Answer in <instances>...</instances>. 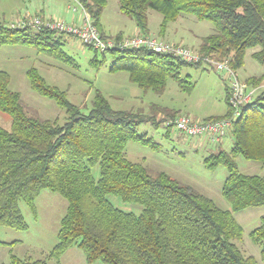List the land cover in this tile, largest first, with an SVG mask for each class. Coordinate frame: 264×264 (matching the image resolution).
Wrapping results in <instances>:
<instances>
[{
    "label": "trees",
    "instance_id": "obj_1",
    "mask_svg": "<svg viewBox=\"0 0 264 264\" xmlns=\"http://www.w3.org/2000/svg\"><path fill=\"white\" fill-rule=\"evenodd\" d=\"M77 1L102 38L109 39L101 24L109 0ZM118 2L121 13L135 22L142 35H150V10L163 16L160 35L166 32L169 23L194 17L214 26V33L202 38L197 53L219 62L227 60L236 73L244 67L247 51L257 49L253 58L264 64V0ZM64 36L0 23V48L34 47L40 54L75 66V60L63 49ZM115 39L123 38L118 35ZM93 50V64H104L106 54H110L111 73L127 72L137 87L158 94L165 91L170 79L189 92L193 85L182 78V68L204 65L186 63L147 49L125 48L106 53ZM27 78L34 92L55 101L67 117L60 124L58 120L29 115L21 94L10 89V75L0 72V111L11 119L9 129L0 121V227L27 230L19 203L25 202L36 215L35 201L45 189L64 197L68 208L60 223L58 243L46 261L11 256L10 264H48L47 261L61 264L63 255L74 246L83 251L88 264L98 261L103 264H258L255 257L245 255L235 243L242 240L244 230L233 213L264 206V176L242 174L236 160L241 156L264 164V90L242 106L240 116L233 121L231 151L219 150L204 161L212 170L220 165L228 170L222 196L232 211H225L190 185L165 172L153 174L143 164L126 157L125 150L131 141L152 148L157 146L147 134L138 132L139 125L145 122L163 125L165 118L179 114L162 110L166 115L161 122L157 121L156 112L149 116L116 111L100 91H96L92 107L84 111L68 100L65 91L48 85L35 68L27 71ZM263 80L254 77L246 82L257 92ZM227 93L228 114L207 121L233 117L228 87ZM165 129L169 137L171 132ZM96 164L100 166L98 181L91 171ZM108 195L138 204L143 211L137 216L117 209L107 199ZM250 238L260 245L264 260V217Z\"/></svg>",
    "mask_w": 264,
    "mask_h": 264
},
{
    "label": "rangeland",
    "instance_id": "obj_2",
    "mask_svg": "<svg viewBox=\"0 0 264 264\" xmlns=\"http://www.w3.org/2000/svg\"><path fill=\"white\" fill-rule=\"evenodd\" d=\"M66 5H71L72 9L76 8L75 14H82L81 8L72 0H0V23L8 26L28 14L42 16L36 11L39 7L50 8L51 14L59 18L60 14L64 13ZM68 15L70 14L64 18L67 23L70 22ZM45 17L48 16L45 15ZM183 18L169 23V31L178 29L182 34L183 30L188 44H179L160 38L166 32L160 35L159 28L163 16L155 10L149 11L151 33L146 36L183 45L196 52L198 47L192 39L196 35L213 34L214 26L210 22L199 21L194 17ZM101 24L104 27V33L111 39L116 38L115 34L119 31L123 32L124 37L132 35L136 26L130 17L121 13L118 0L108 1ZM165 37L169 38L168 35ZM63 41L65 42L63 49L75 60V66L40 54L34 47L7 45L0 48V72L4 71L10 75V89L21 94L23 106L29 115L42 120H58L60 124H64L67 117L66 111L61 109L55 101L40 96L31 89L27 71L32 68L38 71L48 85L65 91L68 100L83 108L84 111L92 107L96 91H100L114 110L149 116H153L152 113L156 112L157 121L161 122L166 115L162 110L172 114L186 115L195 121L225 117L229 112L228 94L224 87L225 84L228 85V82L224 81L222 74L211 65L182 68V78L193 85L189 92L183 91L177 82L170 79L165 91L158 94L137 87L129 80L127 72L111 73L109 71L112 63L110 54H106L107 61L104 64L95 65L92 63L95 57L93 49L69 36H64ZM255 51L257 49L247 51L244 67L236 71L241 81L254 77L264 79V64L253 58ZM101 58V56L98 57L99 60ZM262 84L263 86L255 93L253 100L264 90V80ZM156 108L158 110L155 111ZM175 118L168 117L165 120ZM0 121L4 128H10L11 119L2 111H0ZM166 131L164 125L156 126L151 122L139 125L138 132L147 134L157 146L152 148L131 141L125 150L126 157L133 163L143 164L153 174L157 172L169 174L212 199L222 210L232 211L231 205L222 196V188L228 177L227 168L220 165L212 170L207 168L204 162L210 154L217 153L219 150L231 151L233 147L231 133L229 132L222 140L223 142L219 143L220 146L202 147L198 144V140L188 139L174 129L169 128L171 132L169 137L165 135ZM236 160L242 174L264 176L263 163L249 161L241 156ZM91 171L95 180L98 181L100 179L99 164L93 166ZM107 199L114 207L124 212L139 216L143 211L142 206L125 203L118 196L108 195ZM19 207L28 228L27 230H14L0 227V242L3 243L0 247V264H10L11 256L46 261L58 243L60 223L67 212L68 202L61 195L45 189L35 201L36 215L23 201L19 203ZM233 214L244 230L242 240H237L235 243L245 255L255 257L258 264H264L260 245L253 243L250 238L251 232L261 224V219L264 217V206L244 209ZM47 262L56 264L55 261ZM60 263L88 264L83 251L77 246L70 248L63 255ZM93 264L103 263L98 261Z\"/></svg>",
    "mask_w": 264,
    "mask_h": 264
},
{
    "label": "built area",
    "instance_id": "obj_3",
    "mask_svg": "<svg viewBox=\"0 0 264 264\" xmlns=\"http://www.w3.org/2000/svg\"><path fill=\"white\" fill-rule=\"evenodd\" d=\"M76 4L81 8L83 14V19L79 25L67 23L56 17L31 16L28 14L20 17L16 23H12L9 26L16 29L30 28L34 32L47 30L69 36L75 38L82 45L92 47L100 53L125 48L147 49L157 54L174 56L186 63H202L213 66L222 74L224 81L228 82L229 103L234 114L232 118L217 121H195L186 115H179L174 120H165L163 122L165 128L174 129L191 140L219 145L231 131L233 121L240 116L242 106L253 101L256 89L251 88L248 82L241 81L227 60L219 62L202 56L183 45L159 41L154 37L146 35H138L121 40H116L115 38L103 39L98 28L94 25L80 3L76 1ZM74 11H77V9L75 8Z\"/></svg>",
    "mask_w": 264,
    "mask_h": 264
},
{
    "label": "crops",
    "instance_id": "obj_4",
    "mask_svg": "<svg viewBox=\"0 0 264 264\" xmlns=\"http://www.w3.org/2000/svg\"><path fill=\"white\" fill-rule=\"evenodd\" d=\"M71 1V0H70ZM73 2H75L76 3V1L77 0H72ZM67 4H69V2H67ZM66 9L64 10V13H62V14H60V17L59 18H62V20H64L65 21V16L67 15V14H70V15H68V17H70V22L69 23H73V24H76V25H79L80 23H81V21H82V19H83V14H80V15H77V14H75L77 11H74V9H72V6L71 5H66V7H65ZM36 11L38 12V13H40V14H42V16H45V15H47V16H51V17H54L55 15H52L51 13V11H50V8L48 9V8H46V7H39V8H37L36 9ZM47 11V12H46ZM66 12V13H65ZM49 14V15H48ZM56 17V16H55ZM57 18V17H56ZM102 18H103V16H102ZM179 19H184V18H179ZM185 20H187V19H185ZM188 21V20H187ZM190 21V20H189ZM160 25H161V23H160ZM102 28H104V27H102ZM150 30V29H149ZM159 30H160V28H159ZM170 29H169V25H168V27H167V30H166V33L163 35V36H161L160 38H162V39H167V40H169V41H171V42H175V43H179V44H188L187 42V40H186V37L183 35V30H182V34H181V31H178V29H175V30H171V31H169ZM103 31H105L104 29H103ZM151 33V32H150ZM121 36V38H123V39H125V38H129V37H134V36H138V35H142L141 34V32H140V30L135 26L134 27V30H133V34L132 35H129V36H127V37H124V35H123V32L122 31H119L118 33H116L115 34V36ZM166 35H168V37L169 38H166L165 36ZM204 37H207V36H203V35H196L195 37H194V39H192V41L197 45V47H199L200 46V43H201V40H202V38H204ZM189 40H191V39H189ZM225 90L227 91V85L225 84ZM228 94V93H227ZM167 130V129H166ZM167 132V131H166ZM165 132V133H166ZM223 142V141H222ZM201 143V144H200ZM200 146H202V147H210V146H213L212 144H204V142H199L198 143ZM220 146V145H219Z\"/></svg>",
    "mask_w": 264,
    "mask_h": 264
}]
</instances>
